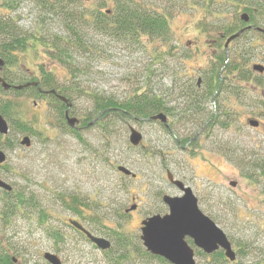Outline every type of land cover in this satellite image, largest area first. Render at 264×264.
<instances>
[{"label": "rangeland", "instance_id": "374dc122", "mask_svg": "<svg viewBox=\"0 0 264 264\" xmlns=\"http://www.w3.org/2000/svg\"><path fill=\"white\" fill-rule=\"evenodd\" d=\"M83 1L89 10L99 8L106 11L112 7V0L107 1V7L101 5L103 0ZM5 12L10 11L0 9V19ZM12 15L14 20L18 19V25L29 40L34 39L32 33L38 31L46 38L48 43H43L48 46L52 39L68 34L62 12L46 15L31 0H25ZM199 19L201 13L192 11L173 18V57L169 56V69L162 65L151 69L153 58L150 48L143 43L101 33L91 22L82 24L80 28L88 49L81 47L74 51L71 59H64L68 64L45 53L41 44L27 54L17 51V64L24 75L26 72L36 78L43 75L41 67L51 72L59 84L69 89L64 94L72 98L70 116L83 118L89 116L94 108L91 97L94 93L123 100L137 93L147 94L149 90L154 93L165 91L175 80L173 76L177 71L186 74L200 72V75L201 72H209L211 64L217 63L214 51L225 41H216L217 29L210 33L200 30ZM249 40H254L252 51L247 43ZM157 46L162 51L169 48L159 43ZM230 51H237L231 59L238 57L243 62L250 58L247 65L251 70L254 63L264 65V34L250 32L241 40L232 42ZM243 52L249 55L244 56ZM180 58L186 61L182 63ZM259 76L264 80V75ZM239 87L238 96L226 103L233 109L231 120L226 119L228 125L217 126L211 138L205 139L206 146L201 156V160L206 159L203 168L199 170L196 166L200 160L190 155L185 160L184 173L194 179L195 186H200L195 189L200 192L198 206L232 240L236 252H239V246L248 251L259 248V253H263L264 179L257 183L246 178L241 169L221 152L229 145L236 150L243 149L244 155L253 162H264V95L246 81L239 83ZM2 95L13 101L7 115L17 119L19 126L13 121L10 123L8 138L13 140L14 146L6 150L8 169L1 168L0 174L13 185L12 192L32 194L45 209L44 216L28 208V214L32 212L34 217L17 210L13 222L2 226L5 221L2 219L1 202L6 198L0 191V238L7 242L8 248L18 251L20 263L46 264L43 255L50 251L61 257L63 264H108L111 258L67 224L69 218H83V223L94 229L96 235L112 240L115 245L117 243L112 236L123 232L129 239L126 248L129 257L134 260L138 256L135 252L140 249L144 254L146 248L141 241L140 229L143 220L153 213L163 215L167 211L162 204L163 194L174 195V187L166 175V169L172 171V165L165 126L156 121L146 123L142 117L136 121L128 118L114 122L112 125L117 127L112 134L93 126L80 132L78 137L62 125L63 117L51 98L34 97L31 90L18 95L12 92ZM35 101L38 106L34 105ZM219 106L218 100H210L206 104L207 110L217 114L220 113ZM249 118L259 119L262 124L252 128ZM131 127L144 134L139 147L130 143ZM23 135L33 139L30 148L20 144ZM177 153L185 156L179 151ZM119 165L131 169L137 177L124 175L118 171ZM231 182L237 185L233 186ZM134 203L136 209L129 213L125 211ZM246 242H250L248 248L244 247ZM190 245L196 251L198 264H210L213 254L197 250L193 242ZM112 254L120 255L119 248L116 251L114 248ZM255 255L256 252L241 256L237 253V259H240V264H251ZM132 260V264H172L142 255Z\"/></svg>", "mask_w": 264, "mask_h": 264}, {"label": "trees", "instance_id": "16d2710c", "mask_svg": "<svg viewBox=\"0 0 264 264\" xmlns=\"http://www.w3.org/2000/svg\"><path fill=\"white\" fill-rule=\"evenodd\" d=\"M107 1L108 0H103L104 4L101 5L107 7ZM24 2L25 0H0V9L10 11L5 12L0 19V57L7 59L11 64H13L14 60L17 58V51L27 54L32 48H37L39 44L44 46L43 50L45 53H50L57 59H62V63L68 64L64 59L66 57L71 59L74 51L77 52L79 48L85 47L84 33L82 34L80 28L82 24L90 22L96 29L101 31V33L104 32L109 35H115L123 40H130L133 43H143V45L150 48L151 57L153 58L151 69L157 65H162L163 68L165 66V68L169 69V56H172L171 54L173 53V45L171 44L173 40V36L171 35V23L177 14L187 13L189 11L197 14L201 13V19H199L198 23L200 30L210 33L217 29L219 34L218 40L220 41H226L232 34L243 30L242 35L233 40V42L239 41L243 36L250 34V30L247 29L249 24H252L254 27L251 30H255L256 26L264 25V0H112V7L106 11H102L99 8L89 10L85 7L83 0H31V2L37 6L38 10L46 15L62 12L68 34L67 36H59L54 40L52 39V41L49 42L50 46H47L45 44H47L48 41L42 36V33L38 31L32 33L35 38L29 40L28 36L22 32L21 27L18 25V19L14 20L15 17L12 15V12L14 10L18 11L20 5ZM242 13L249 14L250 22L247 23L241 18ZM261 20H263V22ZM249 41L250 42H247L249 43V50L252 51L255 47L253 44L254 40ZM158 43L164 47L168 45L169 48L167 51H162L161 48L157 46ZM85 49L88 48L85 47ZM222 51L219 59L221 61V66L225 68L221 69V66L219 67L213 64L214 67L211 70L213 72L212 77L216 78L215 86H213L214 80H212L203 89H197L198 91H196L195 85L190 84V86L188 83L184 82V78L181 76L182 73L177 71L174 72L173 77L175 80H173L171 86H169V88L167 87L165 91L162 90L160 93H154L153 90H149L147 94L137 93L133 96H127L126 99L123 100L94 93L91 95L94 108L89 113V116H87L86 123L88 121H95L93 126L96 125L100 127V122L98 123V120L105 118V131L112 134L117 127L112 124L117 120L125 121L128 118H133V120L136 121L141 117L143 119H148L150 116L157 115L161 112L165 113L166 116L167 113L171 114V122L173 126L176 125L177 127L188 124L187 122L191 120L190 114L193 112V121H195V123L197 120H201V122L209 121V119L212 118L213 112L206 111V103L210 100L215 90H219L218 93H220L223 88L224 90L227 88L226 82L223 80V77H225L227 73L230 76L228 80L232 82L234 88H236L235 85H239V83L244 80L249 82L252 81L255 87L264 85L260 82L259 76L254 75L252 70L248 67L247 64L250 58L242 62L238 57H232L226 67L225 61L228 58L227 55H225L226 51ZM244 52V56L249 55ZM233 53L237 54V51ZM233 53L231 52L230 54L233 55ZM253 57L254 56L251 54V58ZM41 70L43 74L42 77L36 78L32 76L33 79L28 80L37 81L40 85V89L48 91L55 89L58 94H64L69 90L63 87L62 84H59L58 80H56L51 72H47L44 67H41ZM220 74H222V76ZM28 80H24V83L28 82ZM186 86H190L188 90ZM31 91L39 93L37 88ZM68 96L67 97L72 102V98H70V95ZM55 101L56 104H54V106L57 112L65 119L64 111L67 107L63 102L61 103L57 99H55ZM184 102L187 103V106L183 104ZM198 107L202 108V115L196 110ZM225 117L227 118L228 115H225L223 119L221 117L218 118L219 126L228 125V121ZM218 120L212 121L209 127H212ZM205 130L207 131L208 127ZM226 146V149L221 150L224 157L235 166H238L239 169H241V173H243L246 178L252 179L257 183H259L261 179H264L263 161L253 162L244 155L243 149L236 150L229 145ZM2 197L6 198L1 202L3 205L2 219L5 221L2 223V226H7L13 222L17 210H21L25 215H31L33 217V213L35 212H39V214L45 216L43 205L39 202L37 197L30 193H26L25 191H3ZM14 197H16V199ZM28 208H30L33 213L30 212L28 214ZM92 231L94 232V230ZM82 235L87 238L84 234ZM112 238L116 241L117 245L114 244V247L109 253L112 254L114 248L115 251L119 248L120 255L117 256L113 254L109 264H132L130 261L132 259L129 257L130 255L127 253L126 249L129 244L128 237L123 232H116ZM135 242H137V240H135ZM249 243L250 242H246L244 247L248 248ZM138 249L139 248H137V250ZM238 249L239 252L237 253L239 256H241V254L250 255L256 252L255 261L251 264H264V252L259 253V248L248 251L238 246ZM142 251L143 249H140V251L135 253H137L138 256H150L152 259H156L161 263L167 262L163 258L156 255L154 256L147 251H144L143 254ZM244 252L245 254H243ZM17 254V250L8 248L7 242H5L3 237L0 238V264H22ZM137 257H135L134 260H137ZM239 260L240 259L235 262H230L226 259L224 251L220 250L213 254V259L210 264H240Z\"/></svg>", "mask_w": 264, "mask_h": 264}, {"label": "water", "instance_id": "95a60500", "mask_svg": "<svg viewBox=\"0 0 264 264\" xmlns=\"http://www.w3.org/2000/svg\"><path fill=\"white\" fill-rule=\"evenodd\" d=\"M89 1V0H85ZM241 18L245 22H250V17L248 13H242ZM253 26L247 27L251 29ZM256 30L264 34V28L256 27ZM243 30L232 34L226 41V48L229 47L230 43L236 38L242 35ZM5 62L0 58V84L6 90L11 87L9 83H6L2 74V69L4 68ZM253 70L264 73V65L260 63H255ZM30 84L39 86L38 82H28L26 84H19L16 89L28 88ZM52 93L56 94L55 89L51 90ZM61 101L65 102L67 110L65 116L67 117V122L70 127L74 128L77 125L78 119L76 117H71L69 111L73 107L72 103L65 95L59 96ZM148 120L158 121L163 123L168 127L167 116L165 113L161 112L157 115L150 116ZM93 124V123H91ZM250 125L252 127H257L259 122L256 120H250ZM9 125L6 119L0 114V133L3 135L9 134ZM21 144L30 147L31 141L28 137L22 138ZM130 143L139 147L144 139V135L136 130V128L131 127L130 131ZM6 160V153L0 149V164L4 163ZM118 171L127 176L136 177V174L127 167L119 165ZM169 181L173 183V176L170 173L167 174ZM175 184L184 189L181 182L174 181ZM233 186H236V182H231ZM6 189L8 192H12L13 186L6 183L2 179L0 180V188ZM164 200L168 205L170 212L161 215H153L150 218L143 220L142 223V234L141 241L143 242L146 250L153 254L154 256H160L164 260L171 262L172 264H198L195 260V251L190 246L187 237L193 240L194 245L200 248L205 253L214 254L220 250H223L225 257L230 262L237 261V252L233 248L232 241L227 237L226 233L217 226V224L208 215L206 216L200 207L198 206V197H195L190 188H185V194L182 197H170L165 195ZM136 205H132L129 209H126L128 213L136 209ZM69 223L78 231L86 234V236L94 244L97 245L99 249L110 250L112 248V243L105 237H98L88 231L83 223L79 221L70 220ZM43 258L49 264H63L62 258L57 256L55 253L47 251L44 253Z\"/></svg>", "mask_w": 264, "mask_h": 264}, {"label": "flooded vegetation", "instance_id": "af4514ba", "mask_svg": "<svg viewBox=\"0 0 264 264\" xmlns=\"http://www.w3.org/2000/svg\"><path fill=\"white\" fill-rule=\"evenodd\" d=\"M249 25H252V24H249ZM255 29H256V27H255ZM253 31H255V30L254 29L253 30H250V32H253ZM256 32H258V31H256ZM258 33H259V35H262L261 32H258ZM218 37H219V35L216 37V39H217L216 41L217 42L219 41L218 40ZM225 43H226V41L224 42V44H219V49L214 51V55H213L214 56V61L217 62L216 65L219 66V67L221 66V61H220L219 57L221 56V53L223 52L222 50H225L226 51L225 55H227V58H228L225 61V66L226 67L228 65V62L231 60L230 46L232 45V43H230V45H229L228 48H226V44ZM0 58H2V57H0ZM2 59L5 62V64H4L5 66L2 69L1 76H3L4 80L6 81V83H9L11 85V87L6 90L0 84V114L3 116L4 119H6L8 125H9V129L11 128V126H10L11 121H13L15 123V125H18L19 126V124H18V120L17 119L12 118L10 115L9 116L7 115L8 107H10V106L12 107L13 106V103H12L13 101L10 100V99L4 98L2 94H6V93L12 92L13 94H15V95L17 94L18 95V94H21V93H23L25 91H29V90H33V89H36L37 88L39 93H35V92L32 91V95L34 97L37 96L38 98H40V97L41 98H46V97L51 98V101L54 104H56L55 99L59 100L61 103L63 102V101H61V99L59 98V96L64 95V94H62V93L61 94H54V93L51 92L52 89L50 91L44 90V89H40V85L39 84H38L39 86L34 85V84H30L28 88L18 89L17 90L16 89V86H18L19 84H24V81L23 80L25 78H26V80H28V79H33V77L31 75H28L26 72H25V75H24V71L22 70V68L20 67V65L17 64V62H18V56L14 60L13 64H11V62H9L5 58H2ZM180 61L182 63H184L186 60L180 58ZM213 63L211 64V68H210L209 72H207V73L201 72V75H200V72L198 74L196 72L195 73H190V74H186L185 72H182V75L181 76H182V78H184V82L188 83L189 85L190 84H192V85L194 84L196 91L203 89L212 80H214V85L213 86H215L216 78L215 77H212L213 72L211 71L213 69V67H214L213 66ZM13 67L15 68V70L13 69ZM224 68L225 67H222L221 66V69H224ZM18 69H19V71H18ZM220 75L222 76V74H220ZM259 75H264V73H259ZM259 78H260V76H259ZM228 79H230V76L227 73V75L225 77H223V80L226 82V87L227 88L225 90L223 88L220 93H218L219 90H215L214 93L212 94V96L210 97V100H214L215 102L217 100L219 101V105H220L219 106V109H220L219 112L220 113H218L219 114L218 115L216 112L213 111L212 118L209 119V121H207V122L202 121L203 122L202 123L201 120H199V121L197 120V122L195 123V121H193V114H194V112H193L192 114H190L191 122L189 120V122H187L188 124L182 125V128H180V127H177L176 125L173 126V124L171 122V114L167 113L168 127L165 126L164 127V130H165V133H167L168 136H169L172 171L167 168L166 169V175L168 173H170L171 176H173V183L170 182V181L169 182L174 187V195L171 196L169 194H163V196H162V204H164L166 206V209H167V211L163 215H161V213H155V214L153 213L152 215L147 216V218H150L153 215H161V216H164L165 214H168L170 212V209H169L168 205L166 204V202H165V200H164L163 197L165 195H168V196L173 197V198L174 197H182L185 194V188H190L192 190V192L195 195V197H198V203H199L200 196H198V195H200V192L198 190L196 192L195 189H196V186L197 187H200V186H198L197 184L195 186V183H193V180L194 179L188 178V175H186L184 173V172H186L185 171V165H184V163L186 162L185 160L190 155H192V156H194L193 159L200 160L199 164L196 167L199 170H201L203 168L202 167L203 164L206 163L205 162V160H206L205 158L206 157L204 158L205 160H201L202 159L201 156H202V154H204V150H205V146H206V142H205L206 137L209 136L208 138H211V136L213 135V132H215L214 131V128H216L217 126H219V120H218L219 117H221L223 119L225 115H228V117L227 118L225 117V119L231 120V116H232V113H233V109H230L229 104H226V103L229 102V101H231L232 100V97H237L238 96L240 87H239V85H235L236 88H234V86H232V82H229ZM244 81H246V83H249L252 86L253 89L256 88L258 91H260V93L262 95H264V85H262V86L259 85L258 87L257 86L255 87L252 84V81L251 82H249L247 80H244ZM244 81H241V82H244ZM28 82H35V80H28ZM28 82H26V83H28ZM260 82L264 84V80H262L261 78H260ZM190 86H186V89L188 90V88ZM221 86H222V81H221ZM49 93H51V94H49ZM210 100H208L207 102H209ZM63 103L66 106L65 102H63ZM35 104L38 106V103L36 101L34 102V105ZM183 104L187 106V103L186 102H184ZM217 104H218V102H217ZM66 110L64 111V113L66 112ZM196 110L202 115L203 110H202L201 107H198ZM206 111L210 112L207 109H206ZM64 116H65V114H64ZM76 118L78 119V121H77V125L78 126L76 125L74 128H72V127L69 126V124L67 122V117L66 116H65V119L61 120L62 125L68 129L69 133H72V134L75 133V134L78 135L80 132L87 131L89 128L93 127V124L95 123V122H91V121H88L86 123L87 117H83V118L76 117ZM250 119L251 118H249V120ZM144 120H145L144 122H146V123L149 122L148 119H144ZM214 120L215 121L218 120V121L216 123H214V125L212 127H209L210 123L212 121H214ZM255 120H257V119H255ZM104 121H105V118H102V119H99L98 120V123L100 122V128L102 129V131L103 130L105 131V129H106L105 128V125H104ZM156 122H158V121H156ZM64 123H66V124H64ZM91 123H93V124H91ZM158 123H160V122H158ZM261 124H262V122L260 121L259 126ZM190 125H193L191 129L189 128ZM207 127H208V130L206 131L205 129H207ZM10 131H11V129H10ZM10 131H9V133H10ZM8 136H9V134L8 135H3V134L0 133V140H1L0 143H3L4 144V146H3V144L1 145L2 147H0V149L6 153V160L4 161V163H1L0 164V169L1 168L8 169V167H6V163H7L6 161L8 159V153H7L6 150H10V148H12V146H14L13 140L9 139ZM24 137H28L30 140H32L31 141V145H32L33 139L29 135H23L20 140H23L22 138H24ZM78 137H80V136L78 135ZM30 147H27V148H30ZM216 147H217V144H216ZM176 151H179L182 154H185V156H181L178 153L176 154ZM216 151L221 154V152H219V150L217 148H216ZM155 153L158 154L157 152H155ZM180 157H182V160H181ZM1 179L3 181H5L6 183H8L5 180V178H3L2 175L0 174V180ZM174 181L181 182L183 184V186H184V189L178 187L175 184ZM11 186H13V185H11ZM175 189H176V191H175ZM0 191H7V190L6 189H3L1 187L0 188ZM91 210H93L92 207H91ZM74 211L76 213H78V212L81 213V211H79V209L78 210L74 209ZM82 219L81 218H78V219L77 218H75V219L74 218H69L67 220V224H69L70 226H72L69 223L70 220H74V221H77V222L79 221L80 223H83V220ZM83 225L86 227V229L88 231H90L92 234L96 235L94 229H92L90 226H87L85 223H83ZM141 228L142 227H140V229ZM92 230H94V232ZM78 233L81 234L82 232L79 231ZM82 234H84V233H82ZM84 235L86 236V234H84ZM96 236H98V235H96ZM98 237H100V236H98ZM101 237H103V236H101ZM86 239H87V241L91 242L93 245H95L97 247V245L94 244L91 240H89L88 237ZM186 240H188L189 244L193 242V240H191L189 237H187ZM109 241L112 243V240H109ZM193 244H194V242H193ZM113 247H114V244L112 243V248ZM112 248L110 250H112ZM198 249H199V251H201L200 248H198ZM110 250H103V252H105L106 255L108 256V258H111L112 255H113V254L112 255H108V254H110L109 253ZM193 250L195 251L194 248H193ZM201 252L204 253L203 250ZM195 254H196V251H195ZM47 264H49V263H47Z\"/></svg>", "mask_w": 264, "mask_h": 264}, {"label": "bare ground", "instance_id": "6f19581e", "mask_svg": "<svg viewBox=\"0 0 264 264\" xmlns=\"http://www.w3.org/2000/svg\"><path fill=\"white\" fill-rule=\"evenodd\" d=\"M104 114V113H103Z\"/></svg>", "mask_w": 264, "mask_h": 264}]
</instances>
